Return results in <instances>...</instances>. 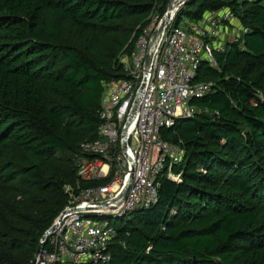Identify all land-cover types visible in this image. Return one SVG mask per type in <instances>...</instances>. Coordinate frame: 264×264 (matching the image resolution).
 Listing matches in <instances>:
<instances>
[{
    "label": "trees",
    "instance_id": "16d2710c",
    "mask_svg": "<svg viewBox=\"0 0 264 264\" xmlns=\"http://www.w3.org/2000/svg\"><path fill=\"white\" fill-rule=\"evenodd\" d=\"M168 2L0 0V264L31 263L65 186L109 182L79 177V144L99 137L105 86ZM221 7L247 32L198 64L201 111L160 131L182 160L165 162L153 204L109 219L105 264H264V0H186L174 24Z\"/></svg>",
    "mask_w": 264,
    "mask_h": 264
},
{
    "label": "built area",
    "instance_id": "2783aa9c",
    "mask_svg": "<svg viewBox=\"0 0 264 264\" xmlns=\"http://www.w3.org/2000/svg\"><path fill=\"white\" fill-rule=\"evenodd\" d=\"M185 1L176 8L174 2L171 9L167 5L162 15L152 9L134 50L121 56L126 77L105 86L99 137L79 144L81 155L76 162L81 179L110 176V180L78 194L65 186L70 198L47 229L52 227L35 264L107 263L108 244L115 233L109 219L153 204L156 178L165 162L182 160L180 146L165 141L161 129L201 111L191 100L205 95L211 83L193 82L198 64L207 61L216 67L213 53L241 41L247 32L228 7L175 25L176 13ZM171 175L178 179L168 169L166 176Z\"/></svg>",
    "mask_w": 264,
    "mask_h": 264
},
{
    "label": "water",
    "instance_id": "95a60500",
    "mask_svg": "<svg viewBox=\"0 0 264 264\" xmlns=\"http://www.w3.org/2000/svg\"><path fill=\"white\" fill-rule=\"evenodd\" d=\"M173 2H174V0H169V2H168V8H169V9L172 8V4H173ZM167 18H169V14H167V16H166V18L163 20V22H165ZM159 31H160V30H159ZM159 31H158V32H159ZM155 35H156V33H155ZM51 229H52V227L50 228V230H51ZM50 230H49V231H48V230L45 231V233H44L43 236L41 237V240H40V243H39L38 249H37V251H36V253H35L34 257H33V260L31 261L30 264H35L36 256H37V254L40 252L41 248L43 247V245H44V243H45V241H46V239H47V237H48V235H49Z\"/></svg>",
    "mask_w": 264,
    "mask_h": 264
},
{
    "label": "bare ground",
    "instance_id": "6f19581e",
    "mask_svg": "<svg viewBox=\"0 0 264 264\" xmlns=\"http://www.w3.org/2000/svg\"><path fill=\"white\" fill-rule=\"evenodd\" d=\"M180 1H182V0H174V3H175L174 7H175V8L178 7V6L180 5ZM183 1H184V0H183ZM175 8L173 9V12L175 11Z\"/></svg>",
    "mask_w": 264,
    "mask_h": 264
},
{
    "label": "rangeland",
    "instance_id": "374dc122",
    "mask_svg": "<svg viewBox=\"0 0 264 264\" xmlns=\"http://www.w3.org/2000/svg\"><path fill=\"white\" fill-rule=\"evenodd\" d=\"M184 1H185V0H184ZM182 6H183V5H182ZM182 6H181V7H182ZM181 7H180V8H181ZM180 8H179V9H180Z\"/></svg>",
    "mask_w": 264,
    "mask_h": 264
}]
</instances>
